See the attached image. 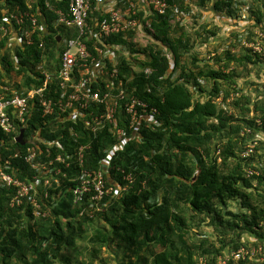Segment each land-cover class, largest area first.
I'll list each match as a JSON object with an SVG mask.
<instances>
[{
    "label": "trees",
    "instance_id": "obj_1",
    "mask_svg": "<svg viewBox=\"0 0 264 264\" xmlns=\"http://www.w3.org/2000/svg\"><path fill=\"white\" fill-rule=\"evenodd\" d=\"M167 2L186 12L195 8L197 17L210 4L213 12L234 21L242 19L247 7L251 24L246 31L251 34L256 28H264V0H253L252 4L242 0ZM119 6L127 7L125 3ZM15 10L29 12L38 23L42 20L47 34L38 30L31 46L21 43L12 51L9 34L4 36L0 31V95L6 96L39 89L43 82L40 64L54 76L63 51L57 38L62 41L72 36L63 26H53L56 13L67 12L65 0H0V23L3 14ZM171 15L168 11L165 16L151 13L143 18L137 11L136 19L151 40L147 45L136 42L142 30L112 35L103 42L127 51V56L118 54V78L124 81L128 96L156 109L159 123L152 128L141 123L137 135L127 130L126 143L113 154L106 186L125 185V191L106 200L103 211H96L87 200L74 204L73 184L62 179L57 190L39 188V203L47 215L35 218L27 203L10 207L13 189L0 188V264H71L69 256L79 252L80 242L88 243V259L79 262L74 258L76 264H106L101 251L113 246L122 253L117 264H218L219 258L253 245L263 246L264 253V169L256 166L258 159L264 161V154L257 156L264 143L258 142L259 147L249 158L241 157L249 137L264 133V95L252 101L237 84L249 75L251 67L264 63V43L262 55H258L241 45L240 32L231 31L230 37L241 46L240 52L226 51L224 59L212 58L217 67L207 62L201 65L197 54L186 56L192 52L195 40L185 26L171 22ZM88 18L101 23L108 20V14L96 10ZM202 25L200 28L209 36L220 31ZM28 26L26 20L21 29ZM17 29L14 26L13 33L17 34ZM147 69L149 75L145 73ZM49 87L54 97L56 79ZM56 115L43 120V124L39 112L33 110L24 126L15 122L16 132L12 135L0 132V140L8 147L5 156L13 152L26 154L27 145L14 141L22 128L26 129L24 141L39 128L49 136L54 130L51 118ZM258 119L261 125L256 124ZM70 125H60V133L65 135L60 145L64 143L65 150L74 147L67 134ZM88 138L91 150L86 154L87 167L95 169L106 158L104 152L114 140L105 133ZM13 164L18 167L19 180L32 176L33 171L21 158L13 160ZM250 171L258 174L249 175ZM128 175L130 182L124 180ZM44 191L49 192L48 200L43 199ZM230 202H238L244 212L228 211ZM205 222L214 240L199 231ZM244 237L253 240H243Z\"/></svg>",
    "mask_w": 264,
    "mask_h": 264
},
{
    "label": "built area",
    "instance_id": "obj_2",
    "mask_svg": "<svg viewBox=\"0 0 264 264\" xmlns=\"http://www.w3.org/2000/svg\"><path fill=\"white\" fill-rule=\"evenodd\" d=\"M65 1L67 12L64 14L58 11L53 26L54 28L63 26L72 36L61 41L63 51L56 74L53 76L44 69L43 64H40L39 71L43 82L39 89L30 90L25 94L12 92L9 96L0 95L2 134L12 135L16 132L15 122L24 126L27 116L30 117L33 110L39 112L41 122L57 114L56 118H51L53 122L50 125L54 130L52 129L47 137H40V133L35 131L25 143L27 148L24 156L18 152L5 156L8 147L0 140V188L13 189L9 200L10 207L17 208L27 203L32 208V215L35 218L47 215L39 203V188L57 190L62 179L73 184L71 196L74 204L87 200L92 209L103 211L107 205L106 200L111 201L119 197L126 189L125 185L114 183L107 187L105 182L113 154L121 150L126 143V131H132L137 135L141 123L149 128L159 124L155 119L156 109L137 97L128 96L124 81L118 78V54L127 56V51L122 50L120 46L103 44L104 40L112 35L143 29L136 19V0H112V4L105 9L103 7L109 0ZM142 1L148 6L150 14L165 16L170 11L171 22L180 26H184L185 21L194 15L192 9L186 12L175 6L170 7L167 0ZM123 3L127 5L125 9L118 7V4ZM96 10L108 14V20L101 23L97 19L90 20L88 17ZM241 16L242 19L239 21L228 20L238 24L248 18L245 15ZM1 20L2 34L4 36L15 34L14 26H17L16 35L19 42L26 46L34 43L33 36L38 30L42 31L38 20L29 12L15 10L11 14H3ZM26 20L29 21V26L21 29ZM243 30L237 31L242 34L241 45L262 55L264 31L255 30L252 38L246 40L244 38L250 33L246 29ZM39 47H43V44L40 43ZM91 50L95 53L94 56ZM145 73L149 75L150 70L147 69ZM53 78L58 82L57 90L53 89L54 97L49 87ZM64 123L71 124L67 134L74 144L72 150H65L64 143L60 145V141L65 139V135L60 133L63 130L60 125ZM256 124L259 125L261 122L258 120ZM100 133L109 135L114 144L110 149H106L104 152L106 158L99 161L98 167L89 169L86 154L91 150V142L86 139L96 138ZM51 136L55 138L50 139ZM255 146V141L249 143L241 157L249 158ZM52 148L60 151L54 152ZM19 158L33 171L32 176L25 181L18 179V167L13 164V160ZM256 166L264 169V161H257ZM72 168L74 172L63 170ZM252 174L257 175L258 172L250 171L249 175ZM124 180L130 182L131 177L128 175ZM42 195L44 200L49 199L48 191H44ZM230 260L245 261V264H264L263 246L257 245L251 249L241 247L224 259L219 258L218 264H228ZM200 263H203L202 259Z\"/></svg>",
    "mask_w": 264,
    "mask_h": 264
},
{
    "label": "rangeland",
    "instance_id": "obj_3",
    "mask_svg": "<svg viewBox=\"0 0 264 264\" xmlns=\"http://www.w3.org/2000/svg\"><path fill=\"white\" fill-rule=\"evenodd\" d=\"M242 1H246L247 3H249V2L251 3L253 0H242ZM207 8H208V10L205 11L203 15L201 14L198 17H197V14H199L198 10H196L195 8L192 9L193 13H194V15H192V16H195V17H191L190 20L185 21V24H184L185 28L187 29V31L192 35L193 39L195 40V42L193 43L194 45H193L192 52H190L186 56L189 57L190 54H197L198 59L200 61H202L201 65H204L203 63L207 62L210 66L217 67V65L215 64V62L212 58H214V57H222L223 58L224 53L226 51H231L232 53L236 52V54H238L240 52L241 46H239V44L236 42V40L234 38H232V36L231 37L229 36V34H230L229 31L234 30V28H241L240 31H242L243 29L246 28L247 25H245V24L244 25L243 24L238 25L237 23L235 24V23H233V21L228 20L225 17H221L213 11H209L211 9L210 4H208ZM203 10H205V9H203ZM242 15L243 16L245 15L246 17H248V13L246 12L245 8L242 11ZM216 16L218 18H215ZM202 17L204 20L202 19ZM202 23L204 25H209L211 27V29H214L213 27H217L220 29V31H218V32L216 31L215 36H209V35H207V33L204 32L205 29L200 28L201 26H203ZM254 30H261V29L256 28ZM143 31L144 30H142L141 32H138V39L136 41L137 43L141 44L142 46L147 45L151 42L150 38L147 37V35ZM196 32H198V33L196 34ZM206 36H208V40L205 42ZM251 36H253L252 33L249 35V38ZM247 38H244V39L247 40ZM230 67H233V65H231ZM251 68H252V69H250L251 73H253L254 71H257L258 74L264 73V63H262V62H261V64L257 65V67H251ZM135 70H136V68H135ZM255 76L258 77L257 74L250 76L252 79H250L249 81H255L256 80ZM246 77H249V75H247ZM249 81H244V83H242L243 80L237 81V84L244 85V87H242L243 92L247 89L246 87L248 86L247 84L249 83ZM262 133L263 132H256V134H254L252 139L257 140V142H260L263 144L264 143V133L263 134ZM258 147H259V145H258ZM258 153L264 154V146L259 147ZM227 210L231 211L233 213H239L242 211L244 212V210L241 209V207L239 206L238 202H230ZM196 231H198V230H196ZM199 231L202 234H205L204 236H206L207 238H209L211 240L215 239L213 231L210 227H208L207 222H205L201 225V227L199 228ZM243 240L252 241L253 238L244 237ZM78 246H79V252H73L69 256V258H71V260H70L71 264H76L74 258H77V260L79 262H86L88 259V251H87L88 250V243L87 242H80L78 244ZM253 247H254V245L252 247H250V249ZM121 256H122L121 251L116 249L114 246L111 247L110 250L109 249L108 250L102 249L101 254H100V257L104 258L106 260L105 261L106 264H117L116 259H120ZM199 262H200V259H199ZM57 264H60V263H57ZM61 264H63V263H61Z\"/></svg>",
    "mask_w": 264,
    "mask_h": 264
},
{
    "label": "crops",
    "instance_id": "obj_4",
    "mask_svg": "<svg viewBox=\"0 0 264 264\" xmlns=\"http://www.w3.org/2000/svg\"><path fill=\"white\" fill-rule=\"evenodd\" d=\"M113 1H115V0H113ZM111 4H112V0H109L106 3V5L103 7V9L108 8ZM135 7H136V10L138 12L142 13L143 18H146L150 14V10H149L148 6L142 0H136L135 1ZM207 10H208V8L206 7L205 10H202L201 14L203 15L204 12L207 11ZM209 11H213L212 8ZM215 18H218V17L216 16ZM202 19H203V17H202ZM39 23H40V26H41V30L44 33L47 34V31L45 29V26L42 23V20H39ZM240 24L247 25L246 28H245V29H247L250 26L251 23H250V21H248V18H245V20H243V22L241 21L240 23H238V25H240ZM235 30L236 31H240L241 28H234V30H230L229 33L231 31H235ZM9 36L10 37L8 39V46L13 51L17 46L20 45L19 38H18V36L16 34H11ZM229 36H230V34H229ZM58 38H57V41H58ZM58 43L61 44V39H59ZM254 74H257L258 75V77L255 76V79L256 80L255 81H249L250 79H252L250 76H253ZM244 81H249V83L247 84L248 86L246 87L247 89L244 91V93L247 94V95H249V96H251V98L253 99L252 101H255V99L258 98V97H260L261 95H264V73L258 74L257 71H254L253 73L250 72L249 73V77L244 78L242 83H244ZM241 85L242 84H238L239 87H241V88L244 87V85H242V86ZM22 129H25V128H22ZM34 132H33V134H34ZM37 132L40 133V137H44V135L42 134V129L41 128H39V131H37ZM23 139H24V137H23ZM50 139H52V138H50ZM26 142L27 141H25V143Z\"/></svg>",
    "mask_w": 264,
    "mask_h": 264
},
{
    "label": "water",
    "instance_id": "obj_5",
    "mask_svg": "<svg viewBox=\"0 0 264 264\" xmlns=\"http://www.w3.org/2000/svg\"><path fill=\"white\" fill-rule=\"evenodd\" d=\"M59 39L60 38H58V41H59ZM24 132H25V129H21L20 132H19L18 137L15 139V142L17 144H19L20 146H24L25 145V141L23 140Z\"/></svg>",
    "mask_w": 264,
    "mask_h": 264
},
{
    "label": "clouds",
    "instance_id": "obj_6",
    "mask_svg": "<svg viewBox=\"0 0 264 264\" xmlns=\"http://www.w3.org/2000/svg\"><path fill=\"white\" fill-rule=\"evenodd\" d=\"M258 29H261V28H258ZM261 30H264V28L261 29ZM251 33L253 34V31H252ZM263 43H264V41H263ZM258 120H259V119H258ZM258 120H257V121H258ZM259 121H260V120H259ZM260 122H261V121H260ZM260 125H261V124H260ZM251 134H252V133H251ZM254 134H256V133H254ZM254 134H252L251 137H249L247 143L249 144V143H252L253 141H255V142H256V146H258V142H257V140L252 139V137L254 136ZM250 138H251V139H250ZM248 144H247V145H248ZM256 146H255V147H256ZM255 147H254V148H255ZM253 150H254V149H253ZM258 155H261V154H259V153L257 152V156H258ZM260 161H262V160L258 159V162H260Z\"/></svg>",
    "mask_w": 264,
    "mask_h": 264
}]
</instances>
